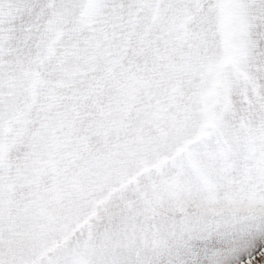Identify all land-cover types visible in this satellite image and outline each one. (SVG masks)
I'll return each instance as SVG.
<instances>
[{"label":"snow or ice","instance_id":"snow-or-ice-1","mask_svg":"<svg viewBox=\"0 0 264 264\" xmlns=\"http://www.w3.org/2000/svg\"><path fill=\"white\" fill-rule=\"evenodd\" d=\"M0 264H264V0H0Z\"/></svg>","mask_w":264,"mask_h":264}]
</instances>
